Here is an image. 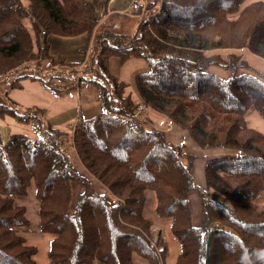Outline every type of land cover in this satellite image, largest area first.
Listing matches in <instances>:
<instances>
[{
  "label": "trees",
  "instance_id": "obj_1",
  "mask_svg": "<svg viewBox=\"0 0 264 264\" xmlns=\"http://www.w3.org/2000/svg\"><path fill=\"white\" fill-rule=\"evenodd\" d=\"M247 1L139 2L135 14L142 18L129 35L95 34L97 9L105 6L99 0H0V80L23 69L10 89H21L25 79L45 85L26 65L51 60L77 68L92 37L93 62L83 79L97 89L102 107L75 123L73 160L24 132L0 145V264H36V248L22 234L29 223L26 207L16 203L30 187L39 231L53 236L50 264H137L135 257L161 264L166 241L157 236L152 243L147 192L154 194L155 215L171 219L170 233L179 243L175 264H264V203L254 202L264 195V134L246 119L254 110L264 120V73L239 74L249 67L233 52L264 62V1ZM79 34L87 36L80 61L50 56V35ZM111 57L121 64L143 60L147 71L134 80L140 103L172 122L200 152L219 150L204 157L203 188L192 174L198 156L146 118L132 117L137 104L127 84L109 72ZM17 106L0 104V118L27 124L45 113L34 106L19 112ZM93 180L105 193L92 187ZM72 184L81 188L74 197ZM192 192L201 200L200 225L192 220Z\"/></svg>",
  "mask_w": 264,
  "mask_h": 264
},
{
  "label": "rangeland",
  "instance_id": "obj_2",
  "mask_svg": "<svg viewBox=\"0 0 264 264\" xmlns=\"http://www.w3.org/2000/svg\"><path fill=\"white\" fill-rule=\"evenodd\" d=\"M129 1L130 0H116L115 2L109 4L108 8H111L112 11L109 14H104L103 19H100L99 24L95 30V34H100V33H105V32H113V33L129 34V35L133 34L136 31L138 19H140L142 17H141V14H139V16H138L135 13H131V11L130 12L128 11ZM138 1L143 4V3H145L146 0H138ZM249 1H252V0H248L246 3H248ZM99 2L103 3L102 5H105V6L107 4L106 0H99ZM246 3H244V4H246ZM120 11H122V12H120ZM124 11H126V12H124ZM24 24L26 26H28L27 21H25ZM93 34H94V32H93ZM93 34H92V36H93ZM86 38H87L86 34H79V35L74 36V37H63V36H59V35H50L47 39L48 47H49V54L54 59L61 58L65 62H68V63L69 62H78L83 57L82 50L84 49V47L86 45ZM93 38H94V36H93ZM87 45L88 46H87L86 51H85L86 52L85 59H84L83 63L80 66H78L77 68L70 69L66 65H62L59 63H53L51 60H43V61L37 62V63L31 62V63H28L26 65L27 67L25 68V71L28 72L29 74H36L38 76H41L43 78V81L45 82V85H42L39 81H34V82H38L43 89H45L47 92H49L53 96H56V97L69 96V98H75L76 99L77 106H78L77 110H79V112L78 111L75 112V110L71 109L67 112L60 113L57 116V122H59V123L63 122L65 127H66V125H68L69 121L73 122L76 119V117L79 116L78 113H80V111L83 115V118H88V117L92 118V117H94V116H96L102 112V107H101V104L99 101L98 92H97V89L93 86V84L88 81L87 82L89 84L88 88H85L83 86L80 88L77 87V80H76L75 71L83 72L84 68L93 62V58H92V56H93L92 37L89 39V42H87ZM233 52L235 55H239V54L242 55L243 51H233ZM226 54H228L226 51L222 52L223 57H225ZM242 60L246 61L243 58V56H242ZM126 64H124V63L121 64L118 57H111L109 60V63H108L109 72L115 78L120 80V77H121L120 73L125 68ZM135 64L136 65L130 64L131 67L130 68L128 67L131 74L129 76H126V83H127V92L130 94L131 99L134 102H137L138 101V95H137L135 85H134L135 76L137 74H140V73H145L147 71V66H145L144 63L140 60H135ZM247 65L249 67V68L247 67L248 69L240 68L238 73L239 74L251 73L252 72L250 70L251 67L248 64V62H247ZM257 69L260 70L259 72L264 73V67H257ZM129 70L126 71V74L129 72ZM20 71L22 72L23 69L15 72L12 76H9L6 79L0 80V104L10 105V103L12 101L10 98V92H11V90H13V89H10V84L14 80V78L18 75V73ZM64 71L67 72V75H65V77H63V78L58 77V75H62L59 73L64 72ZM214 71L216 73H218L219 75H225V73L221 72L218 69H214ZM88 76L90 79L91 75H88ZM26 80H29V79H26ZM59 84L60 85L63 84L64 86H59ZM77 88H78V90H77ZM65 91H67V92L62 94V92H65ZM61 99H64V98H61ZM63 103L65 105H68V102H66V101H64ZM16 104H18V103H16ZM137 105H139V104H137ZM24 108L25 107H23L19 104L17 107H15V109L19 112H21L22 109H24ZM150 111L151 110L148 108V111H144V112L148 114V113H150ZM147 114H144V116L141 115L139 117L140 118H146L147 120H149L147 117ZM253 115L259 116L258 113L254 110L248 112L247 117H246V119L248 121V125L251 127H254L255 129H257V127H258V129L262 130V128H260L259 126H254L255 124H254V121H252L253 119L251 117ZM44 116H45V114H44ZM259 118H260V116H259ZM43 121H45V120L43 119ZM162 121L163 122L159 124V122H157V121L151 122L149 120L148 124L152 128L166 133L168 136H170L171 134H169L170 132L164 131V129L166 128V126H165L166 122L167 123L169 122L171 124L172 130H177V128L175 127V125L172 122L165 120V119H163ZM263 124H264V121H263ZM73 132H74V130H71L72 135H73ZM3 134L5 135V133H3ZM58 135L65 137L68 141L67 145H68L69 150L71 152L72 151L75 152V149L72 146L73 142H71L67 138L69 135L66 134V132H65V134H58ZM64 135H66V136H64ZM73 141H74V139H73ZM182 144L185 146L184 147L185 151L190 152V154H196L198 156L196 158L195 162L192 164V167L194 165L196 166L197 175H198V177H200V180H197V178H196V180H194V184L203 188L204 187L203 167L205 164L204 157H208L211 154H215L219 150H206L205 153H202V152H200L201 150L199 151V149L194 146V144L188 138V136L186 137V140L182 141L181 143H176V145H182ZM70 160H73V157ZM185 163H187L186 160H185ZM201 168H202V170H201ZM81 170H82V168H81ZM82 172H84V170H82ZM92 187L101 193H105L104 189L94 180L92 181ZM71 191H72V197H74L75 195H77L81 191V188L76 184H72L71 185ZM146 196H147L146 206L149 205V206H147L148 208L145 210L146 218L149 219L153 223V225H156V226L161 221H165V222L169 221V220L171 221L170 218L169 219H161V218L157 217L155 215V211L153 213V209L155 208L154 194L151 192H147ZM262 199H264V197L262 195L258 196L254 201L255 204H257V205L263 204L264 202L261 201ZM188 202H189V205L191 208L193 223L195 225H198L199 221L202 220L203 213H202L201 200L198 198L197 192L191 193V195L188 198ZM16 203L18 205H24L26 207V211H27V217H28V222H29L28 227H27L28 229L23 230L22 234H27V232H30V233L37 232L39 229L37 226L39 218H38V213H37L38 201H37V198L35 195V190L30 187L28 192H27V195L25 197L18 198L16 200ZM152 206H153V208H152ZM164 225H165L164 223H161L159 225L160 227H158V228L156 227L153 230L154 231L153 235L155 237H157L159 235V234H156V232L160 233V232L165 230ZM166 233L169 236L167 240L171 241V245L172 244L178 245V250H179V244H178L177 239H175L174 237L171 236L169 229H167ZM141 261H143V260H141Z\"/></svg>",
  "mask_w": 264,
  "mask_h": 264
},
{
  "label": "crops",
  "instance_id": "obj_3",
  "mask_svg": "<svg viewBox=\"0 0 264 264\" xmlns=\"http://www.w3.org/2000/svg\"><path fill=\"white\" fill-rule=\"evenodd\" d=\"M262 1H264V0H262ZM109 9H111V8H109ZM120 12H122V11H120ZM242 56L248 62V64L250 65L251 69L259 72L260 70H258L257 67H264V62L262 60L257 59L255 57H252L246 51L242 52ZM135 60L142 61L144 63V65L146 66V63L143 60H141V59H135ZM135 60H129V61L124 63V64H126V63L127 64H126L125 68L120 73V76H121L120 77V81L126 83V76H129L131 74L130 70H129V68L131 67L130 64L136 65L135 64ZM127 70H129V72L126 74ZM20 84L22 86L21 89H13V90H11V92H10L11 100L13 102L18 103L19 105H21V106H23L25 108L34 106V107H38V108L44 109L45 110V113H44L45 116L43 114L40 117V119L41 120L44 119L46 121V124L48 125V127L50 129H52V130H55L57 132H62L61 134H65V132H66V134L69 135L71 133L70 132V127L75 122H77L79 120H88L90 118V117L83 118V115H82V113L80 111V113H78L79 116L76 117V119L73 122L69 121L68 125H66V127H65L63 122L62 123L57 122V116L60 113L67 112V111H69L71 109L75 110V112L76 111L79 112V110H77L78 106H77V101H76L75 98H69V96H62V97L53 96L52 94L47 92L45 89H43L38 82H34V81H31V80H26V79L22 80L20 82ZM59 86H64V85L63 84L62 85L59 84ZM66 92L67 91L62 92V94L66 93ZM61 98H64V99H61ZM64 101L68 102V105H65L63 103ZM135 103L136 104H140L139 97H138V101L135 102ZM259 116H254V115L251 116L252 119H253L252 121H254V124H255L254 126H259L260 128H262L263 131L261 129H258V127H257L256 130H258L259 132L264 134V124H263L264 120L260 117L262 119L261 120L259 118ZM147 117H148V119L151 122L157 121V122H159V124L163 122L161 120L162 117L159 116L158 114H156L153 111H150V113L147 114ZM0 132L5 133V135L7 136V139H9V136L12 133H14V132H24L26 134V130L24 128H21V125H19V123L14 122L10 117H5L3 119L0 118ZM168 132H170L169 134H171V135L168 136L166 134V136H167L168 140L171 141L174 144L181 143L182 141L186 140V135L180 130H172V128H171ZM201 170H202V168H201ZM192 174H193L194 180H196V178H197V180H200V177H198V175H197L196 166L193 167ZM263 197H264V195H263ZM261 201L264 202V199H262ZM152 208H153V206H152ZM153 213H154V209H153ZM161 223L165 224L164 225L165 230L160 232V233L156 232V234H159L158 236H162L165 239L166 247H167L166 255H165V257L163 259V262L161 264H175L176 256H177V254L179 252L178 245H176V244H172L171 245V241L167 240L169 236L166 233L167 229H169V232H170V223H171V221L170 220L166 221V222L165 221H161V222L158 223L157 226L154 225L155 228L156 227L157 228L160 227L159 225ZM37 224H38L37 226L39 228V220H38ZM200 224H201V221H199L198 225H200ZM23 236L25 237L26 242H27L28 245L33 246V247L36 248V254H35V257H34V260H35L36 264H42V263L43 264H50L49 259L47 257V253H48V251L50 249V243H51V241L53 239V236L51 234H49V233H42V232L39 231V229H38L37 232H33V233L27 232V234H23ZM141 260L138 259L137 257H135V262L137 264H149L146 261H144V260L141 261ZM94 264H100V263L95 262Z\"/></svg>",
  "mask_w": 264,
  "mask_h": 264
},
{
  "label": "built area",
  "instance_id": "obj_4",
  "mask_svg": "<svg viewBox=\"0 0 264 264\" xmlns=\"http://www.w3.org/2000/svg\"><path fill=\"white\" fill-rule=\"evenodd\" d=\"M116 0H107L106 6L99 7L97 9V15L100 19H103L104 14H109L112 10L108 8L109 4L115 2ZM139 9V1L138 0H130L128 4V11L131 13H136ZM126 12V11H125ZM76 80H77V87H85L88 88L89 84L87 81L83 79V72H77L75 73ZM77 88V90H78ZM144 111H148V108L145 107L143 104L137 105L132 117L133 118H139V116L145 113ZM21 128H24L26 130V134H28V138L31 141L37 142L39 144L43 145H52L56 147L58 152L67 160H70L73 157L74 151H70L68 148V141L65 137L55 135L53 133V130L48 127L45 121L39 119V120H31L27 124H21ZM166 128L164 131L168 132L172 126L168 122L165 123ZM75 124L70 127L71 130H74ZM66 136V135H64ZM73 135L72 133L69 134L67 137L71 142H73L72 146L74 148V141H73ZM8 141L7 136H5L2 132H0V145L4 146L6 142ZM156 240V237L153 235L152 237V243Z\"/></svg>",
  "mask_w": 264,
  "mask_h": 264
},
{
  "label": "clouds",
  "instance_id": "obj_5",
  "mask_svg": "<svg viewBox=\"0 0 264 264\" xmlns=\"http://www.w3.org/2000/svg\"><path fill=\"white\" fill-rule=\"evenodd\" d=\"M260 258H261V259H264V255H261Z\"/></svg>",
  "mask_w": 264,
  "mask_h": 264
}]
</instances>
